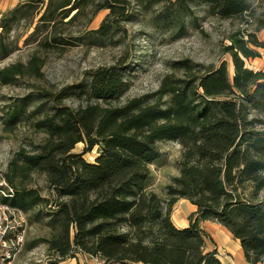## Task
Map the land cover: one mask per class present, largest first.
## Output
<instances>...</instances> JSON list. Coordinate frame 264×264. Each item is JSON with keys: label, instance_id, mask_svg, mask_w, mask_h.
<instances>
[{"label": "trees", "instance_id": "trees-1", "mask_svg": "<svg viewBox=\"0 0 264 264\" xmlns=\"http://www.w3.org/2000/svg\"><path fill=\"white\" fill-rule=\"evenodd\" d=\"M103 10V21L89 29ZM135 15L170 41L188 26L201 33L199 15L237 22L226 36L229 44L220 48L233 73L225 60L176 61L154 92L122 101L123 53L111 66L91 71L82 86L33 91L0 106L4 132L26 123L43 136L18 149L4 172L14 189L4 202L26 214L28 227L49 230L24 248L44 245L47 264L78 255L104 264H222L215 250H205L210 238L199 227L211 221L239 241L247 264H264V71L245 65L264 49L257 38L264 11L257 13L253 0L20 1L0 16V63L18 50L11 34L21 23L31 29L24 43H35V50L25 62L0 68V89L42 78L49 53L121 47L118 35ZM73 26L78 30L66 32ZM168 142L180 147L177 175L159 195L150 169L161 159L159 145ZM77 144H83L79 153ZM95 147L98 154L89 163L83 156ZM35 176L43 178L52 199L31 186ZM179 199L195 207L184 229L170 218Z\"/></svg>", "mask_w": 264, "mask_h": 264}, {"label": "rangeland", "instance_id": "rangeland-1", "mask_svg": "<svg viewBox=\"0 0 264 264\" xmlns=\"http://www.w3.org/2000/svg\"><path fill=\"white\" fill-rule=\"evenodd\" d=\"M7 3L8 0H0V11ZM253 4L257 13L264 11V0H253ZM106 14V10L97 13L91 21L89 29H96ZM198 20L201 33L192 26H188L183 36L170 41L168 37L150 29L146 25L147 20L143 19L141 15H135L132 21L125 26V31L118 35L123 40L121 47L85 48L76 46L62 54L49 53L46 55L42 67V78L18 79L13 85L1 88L0 106L33 91H55L67 86H82L88 80V74L91 71L103 66H111L123 53L127 54L128 63L126 69L127 89L122 101L154 92L161 79L169 73L170 64L184 59L204 65H217L219 61L225 60L228 63V72L231 76L233 68L230 57L222 55L220 48L221 44H229L226 36L238 27V23L209 19L202 15H199ZM78 28L76 26L68 27L66 32L72 33ZM30 30L23 23L14 29L11 37L16 40L18 50L8 59L2 61L0 68L18 61L25 62L35 50V43H24L26 34ZM257 38L264 42V29L257 33ZM257 52L260 56L252 61L246 60L245 65L249 69L252 68L253 71H264V49H258ZM39 54L42 53L39 52ZM65 104L75 106L77 103L68 100ZM42 137L41 134L33 133L26 123H22L11 133L4 132L0 118V169L5 172L7 163L18 149H28L30 144L39 142ZM159 147L161 159L150 170L153 181L152 189L160 195L163 186L170 181L171 177L177 175L176 162L179 158L180 147L171 142L160 144ZM82 149L83 144H77L74 152L79 153ZM97 154L98 149L95 147L83 158L87 162L93 163ZM31 186L37 188L43 197L52 199L53 196L49 194L42 177L35 176ZM259 201L264 203V190L260 192ZM48 232V228L44 225L29 226L25 244L47 237ZM47 262L46 248L39 244L31 250L23 248L13 264H47Z\"/></svg>", "mask_w": 264, "mask_h": 264}, {"label": "crops", "instance_id": "crops-1", "mask_svg": "<svg viewBox=\"0 0 264 264\" xmlns=\"http://www.w3.org/2000/svg\"><path fill=\"white\" fill-rule=\"evenodd\" d=\"M20 1L23 0H8V3L2 8L0 13L2 14L3 12L13 8ZM250 61L252 60L250 59ZM194 212L195 207L191 205L189 201L186 199H179L172 209L170 218L176 228L184 229L188 227V218ZM199 227L210 238V241H206L205 250H215L216 256L222 264H247L244 260L243 251L240 247L239 241L234 239L230 232H228L224 227L211 221H202L199 223ZM76 263L94 264L92 260L87 259L84 255H78L75 259L67 260L62 264Z\"/></svg>", "mask_w": 264, "mask_h": 264}, {"label": "built area", "instance_id": "built-area-1", "mask_svg": "<svg viewBox=\"0 0 264 264\" xmlns=\"http://www.w3.org/2000/svg\"><path fill=\"white\" fill-rule=\"evenodd\" d=\"M13 195L14 189L0 169V264H13L22 252L27 237L26 214L4 202ZM84 256L94 264H104V261L97 257Z\"/></svg>", "mask_w": 264, "mask_h": 264}]
</instances>
